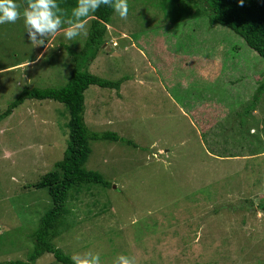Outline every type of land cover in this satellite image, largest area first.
<instances>
[{
    "label": "rangeland",
    "instance_id": "rangeland-1",
    "mask_svg": "<svg viewBox=\"0 0 264 264\" xmlns=\"http://www.w3.org/2000/svg\"><path fill=\"white\" fill-rule=\"evenodd\" d=\"M15 2L22 13L26 7ZM164 5L130 0L126 20L113 15L118 23L90 72L123 83L120 90H87L86 122L132 144L91 142L87 168L102 172L112 187L75 194L52 242L70 257L99 252L101 264H114L121 254L138 264H264V148L261 159L238 156L264 144V95L256 113L245 104L258 96L264 60L227 28L213 41L210 32L199 33L200 20L171 29ZM65 29L34 46L23 17L0 25V114L26 87L66 85L73 62L65 46L82 50L87 37L68 40ZM157 47L165 50L160 59ZM236 59L238 68L228 71ZM20 60L21 67L3 71ZM235 77L244 81L232 89ZM203 115L211 135L192 117ZM68 122L63 105L30 100L0 123V264L27 261L33 252L53 204L35 186L63 160ZM215 144L239 158L209 156L225 154ZM36 264L60 263L47 253Z\"/></svg>",
    "mask_w": 264,
    "mask_h": 264
},
{
    "label": "trees",
    "instance_id": "trees-1",
    "mask_svg": "<svg viewBox=\"0 0 264 264\" xmlns=\"http://www.w3.org/2000/svg\"><path fill=\"white\" fill-rule=\"evenodd\" d=\"M163 16L168 26L171 29L178 28L180 24L187 25L193 21H199V33L210 32L213 41L219 30L227 28L234 32L244 42V44L258 54L256 60H264V0H243L241 5L240 0H163ZM24 7H27V0H21ZM62 9H64L68 16H71V10L76 6L77 0H58ZM129 11H130V0ZM115 11L112 7L101 5L100 8L87 21L88 35L85 40L82 50H79L78 44L76 48L65 46L67 56H70L73 62L70 77L67 79L66 85L58 88H30L23 89L21 94L14 100L10 106L0 114V123L10 117L13 112L22 106L26 101L36 100L45 101L51 100L64 106L65 112H68L69 122L67 127L69 129L68 147L62 161L55 165V168L47 173L36 184L38 189H46L52 199V207L48 210L45 216L41 219L39 231L34 237L36 238L33 252L29 254L27 261H6L2 264H36L37 261L45 254L54 256L56 263L73 264L71 257L60 248L53 244V240L59 235L60 227L63 226L66 217L70 214L69 204L75 198V194L82 193L94 188L108 189L112 187L102 172L90 170L87 167L90 155L92 153V141H109L119 142L122 144L131 145L132 142L121 138L116 133L112 132H95L92 131L86 122V96L85 93L91 86H97L102 89L120 90L123 80L111 81L101 78L90 72L91 65L94 61L104 54L107 38L109 36V29L118 23L114 21L113 15ZM178 26V27H177ZM68 25H62V28H67ZM131 29V24H128ZM144 27H148L144 22ZM149 28V27H148ZM123 30V29H122ZM225 31V30H224ZM117 33V32H116ZM118 35V34H117ZM221 34H218L220 36ZM207 38V37H206ZM112 40V39H111ZM144 42V41H143ZM155 42V40H154ZM144 46L147 47L144 42ZM162 48V46H160ZM192 47V46H191ZM157 47L154 54L157 58H162L161 51H165ZM147 49H149L147 47ZM193 54L197 55L202 51L192 49ZM254 53V54H255ZM36 54H32L31 61H35ZM260 58V59H259ZM239 59L228 64V71H233L238 68ZM24 61H19L14 66H19ZM56 63L53 62L52 65ZM211 63V61L209 62ZM65 65V64H63ZM12 66V68L14 67ZM214 68L210 66V70ZM227 68V66H226ZM7 69V68H6ZM4 69L3 71H5ZM228 72L225 74L227 75ZM264 74V72H263ZM215 75V74H214ZM218 75V74H216ZM230 80V86L235 89L237 85L243 83L244 79ZM237 91V90H236ZM264 95V79L259 82L258 96H254L249 102L254 112L261 104L259 96ZM201 115V114H200ZM196 125L205 132L204 134L211 135L210 127L205 131V124L207 119L203 116H192ZM242 124V123H240ZM204 127V128H203ZM264 128V127H263ZM211 142V141H210ZM209 144V143H208ZM221 153H229L230 151L226 145H218ZM214 145L209 144L212 148ZM252 146V145H251ZM254 146H256L254 144ZM259 150L240 151L238 156H258L259 151L264 148V144L258 145ZM248 153V155H242ZM264 153V152H262ZM212 154V151H211ZM220 155L218 157H238L233 149L232 153L227 156ZM214 155V154H213ZM216 156V155H215ZM261 210L264 211V205H260ZM112 246V245H111ZM114 248V251H119V248ZM124 253V248L121 249Z\"/></svg>",
    "mask_w": 264,
    "mask_h": 264
},
{
    "label": "clouds",
    "instance_id": "clouds-1",
    "mask_svg": "<svg viewBox=\"0 0 264 264\" xmlns=\"http://www.w3.org/2000/svg\"><path fill=\"white\" fill-rule=\"evenodd\" d=\"M240 3L242 5L243 0H240ZM101 5L112 7L123 20L128 18V0H77L70 17L60 7L58 0H27V7L22 13L20 5L15 0H0V25L15 23L23 17L30 42L34 46H41L45 44L47 38L55 36L62 25L66 24L68 27L64 30L65 38L75 40L80 36L87 37V21ZM10 69L12 67L5 71L9 72ZM70 259L73 264H101L100 253L91 250L82 254L74 253ZM114 264H138V262L134 256L121 254L115 259Z\"/></svg>",
    "mask_w": 264,
    "mask_h": 264
},
{
    "label": "crops",
    "instance_id": "crops-1",
    "mask_svg": "<svg viewBox=\"0 0 264 264\" xmlns=\"http://www.w3.org/2000/svg\"><path fill=\"white\" fill-rule=\"evenodd\" d=\"M253 113H256V111H254ZM229 152L232 153L231 150H230ZM208 154H209V156H212V155H213V154H211V151H210V152L208 151ZM262 154H264V153H262ZM262 154H259L258 157H257V159H261V158L263 157ZM213 157L216 158V159H219V160L226 159L227 161H228V159H232V158H227V157H218V156H215V155H213ZM234 158H235V157H234ZM236 158H237V157H236ZM238 158H239V157H238ZM247 158H249V157H247Z\"/></svg>",
    "mask_w": 264,
    "mask_h": 264
}]
</instances>
